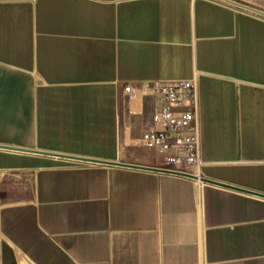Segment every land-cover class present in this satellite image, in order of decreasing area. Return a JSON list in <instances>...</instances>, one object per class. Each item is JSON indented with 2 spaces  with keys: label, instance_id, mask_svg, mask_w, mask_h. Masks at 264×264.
Segmentation results:
<instances>
[{
  "label": "crops",
  "instance_id": "crops-1",
  "mask_svg": "<svg viewBox=\"0 0 264 264\" xmlns=\"http://www.w3.org/2000/svg\"><path fill=\"white\" fill-rule=\"evenodd\" d=\"M264 11V0H236ZM196 78L200 178L160 166L139 80ZM264 14L227 0H0V264H264Z\"/></svg>",
  "mask_w": 264,
  "mask_h": 264
},
{
  "label": "built area",
  "instance_id": "built-area-1",
  "mask_svg": "<svg viewBox=\"0 0 264 264\" xmlns=\"http://www.w3.org/2000/svg\"><path fill=\"white\" fill-rule=\"evenodd\" d=\"M130 95L154 96L143 144L154 150L160 167L198 174L201 155L200 95L196 78L139 80L124 84Z\"/></svg>",
  "mask_w": 264,
  "mask_h": 264
},
{
  "label": "water",
  "instance_id": "water-1",
  "mask_svg": "<svg viewBox=\"0 0 264 264\" xmlns=\"http://www.w3.org/2000/svg\"><path fill=\"white\" fill-rule=\"evenodd\" d=\"M227 1H229L232 4L244 7L246 9H249L251 11H255V12L264 14L263 10L254 8V7L249 6L243 2H239L236 0H227ZM10 149L16 150V151H27V152H33V153H39V154H48V155H52V156H59V157H63V158L74 159V160L85 161V162L102 163V164H107V165H119V166H126V167H132V168H143V169L154 170V171L162 172V173H172V174H178V175L192 177V178H200L203 181H208V182H212V183L219 184V185L230 186V187H234L237 189H244V188H241L240 186H235V185H232V184H229V183H226L223 181L215 180L213 178H209L206 176H200L198 174L186 172V171H182V170L166 169V168H162L160 166H152V165H143V164H137V163H131V162L106 160V159H101V158H93V157H88V156L66 154V153H59V152H50V151H45V150H40V149H30V148H23V147H18V146H10ZM245 190L252 192V193H255L256 195L264 197L263 192H259L256 190H249V189H245Z\"/></svg>",
  "mask_w": 264,
  "mask_h": 264
}]
</instances>
